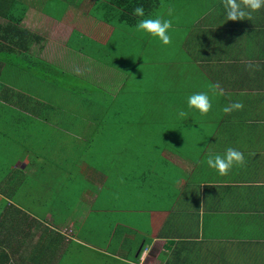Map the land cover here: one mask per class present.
Masks as SVG:
<instances>
[{
  "label": "crops",
  "instance_id": "obj_1",
  "mask_svg": "<svg viewBox=\"0 0 264 264\" xmlns=\"http://www.w3.org/2000/svg\"><path fill=\"white\" fill-rule=\"evenodd\" d=\"M136 7L172 21L170 45L137 31ZM153 63L184 90L158 86L143 106L149 92L129 86ZM215 83L207 115L188 108ZM143 109L183 133L143 167L98 166L101 126ZM0 146V264H61L80 247L103 264H264V9L226 21L222 0H0ZM228 147L247 164L221 176L206 160Z\"/></svg>",
  "mask_w": 264,
  "mask_h": 264
},
{
  "label": "rangeland",
  "instance_id": "obj_2",
  "mask_svg": "<svg viewBox=\"0 0 264 264\" xmlns=\"http://www.w3.org/2000/svg\"><path fill=\"white\" fill-rule=\"evenodd\" d=\"M169 20V19H168ZM163 45V44H161ZM139 45L135 46V48H138ZM138 50H135V52L131 51V53L135 56L134 58L141 57V59L145 60V57L147 58H154L153 61L157 60L159 56H154L148 53H145V51H142L140 53H136ZM127 52V51H126ZM128 53H130L128 51ZM130 53V54H131ZM124 65V64H123ZM135 65V59H130L129 63L125 66L126 71H122L125 74L132 71L133 67ZM145 66V65H144ZM144 70L142 67H139ZM155 69V64H151V69L148 72V75H145V72L140 73L141 75H137V78L135 80L131 81V84L129 86L130 92L133 94L135 91H142V96L144 92V100H143V106L148 105H154L153 103L156 101L155 105L159 104L160 101H162V98H158V94L156 92L159 90L162 91L163 89L169 90L172 88H179L180 93H183L184 88L175 82L177 80V76L175 78L169 79V75L166 73L163 76H159L153 74ZM130 70V71H129ZM142 76L149 78V81H142ZM190 76H192V73H190ZM140 78V79H138ZM169 79V80H168ZM129 83L127 82L126 85ZM193 84V81H192ZM129 93V92H125ZM123 97H121V95ZM131 96L130 94H124L119 93L118 97L120 98L119 101L122 100H131V98L125 97ZM143 98V97H142ZM133 100V99H132ZM167 102V101H166ZM86 108L90 106L88 102H85ZM106 107V106H103ZM98 109V108H97ZM157 109V106L155 107V110ZM141 111L137 112V114ZM151 118L152 121L149 119ZM166 119H169V115H166ZM159 116L158 114H147L143 109V114L139 115L136 119H133L128 126H112V124L108 123L103 124L101 126V134L102 136L96 141L97 145L96 147H93L92 150H90L89 153L91 156L95 155L92 159L98 166H102L104 169H108L111 171L116 170L112 163L107 162L106 160L113 158V156H118L117 158L120 159L118 162V169L124 170V171H130V167L132 165L137 166V162L134 161L132 163H129L127 160L133 161L136 159L141 167L145 166L146 162L148 160H151L152 157L157 156V150L162 144H165L169 147L170 142H175L176 138H179L178 135H181L183 131H179L178 129L172 131V133H165L162 135L161 129L158 128L157 125H159ZM167 123H173V122H167ZM157 126V127H156ZM108 139V141H106ZM110 139H112L110 141ZM144 139V140H143ZM171 139V141H169ZM108 142V145L106 146H99L100 143ZM127 145V147H126ZM103 152L98 149H103ZM183 148V147H182ZM97 149V150H96ZM96 150V151H95ZM102 154H101V153ZM0 155H2V147L0 146ZM102 155V156H101ZM127 155V156H126ZM100 157H102V160H100ZM140 174V173H139ZM138 174V175H139ZM70 201L67 200V204ZM56 203V202H55ZM57 209L58 206L54 205ZM62 207L63 206H59ZM40 211V210H38ZM51 215L53 217H56L57 214L56 211H50ZM84 251V252H82ZM104 261H100L99 258L95 257L93 253H91L87 247H80L79 251L76 253H73L70 257H64L61 264H103ZM106 264H115L112 263H106Z\"/></svg>",
  "mask_w": 264,
  "mask_h": 264
},
{
  "label": "clouds",
  "instance_id": "obj_3",
  "mask_svg": "<svg viewBox=\"0 0 264 264\" xmlns=\"http://www.w3.org/2000/svg\"><path fill=\"white\" fill-rule=\"evenodd\" d=\"M222 4L225 9L226 21L250 20L253 13L264 9V0H222ZM171 14L172 10L169 8L168 15L171 16ZM133 15L142 18L135 26L137 31L145 32L157 38L165 46L172 43V37L169 35L170 30H172L171 20L164 19L161 16L145 18L142 7H136ZM253 67L250 63L247 65L249 69ZM222 95H224V90L219 83L210 84L208 91L190 95L187 99V106L189 109L197 110L201 115H207L212 108L211 98ZM243 107L242 102L235 101L225 105L222 111L224 114L229 115L234 111L243 110ZM187 115L186 111L179 110L177 118L184 119ZM206 163L209 168L216 170L219 175L226 176L234 166L245 167L247 161L241 151L228 147L223 155L209 151Z\"/></svg>",
  "mask_w": 264,
  "mask_h": 264
}]
</instances>
